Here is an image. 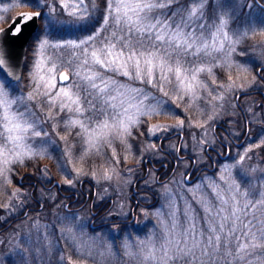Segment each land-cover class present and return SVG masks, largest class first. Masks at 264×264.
Returning <instances> with one entry per match:
<instances>
[{
	"label": "rangeland",
	"instance_id": "1",
	"mask_svg": "<svg viewBox=\"0 0 264 264\" xmlns=\"http://www.w3.org/2000/svg\"><path fill=\"white\" fill-rule=\"evenodd\" d=\"M18 0H0V28L9 23L11 18L21 10L28 7H13ZM52 11L47 19L40 20V27L33 35L29 44L25 59L22 80L15 84L9 81L0 71V82L5 83L10 98L27 96L33 92L35 82L34 65L43 61L39 75L49 78L48 69L52 62L56 64V88L66 87L75 93L79 88L81 104L87 108L84 101L86 96V83L75 72L84 74L81 67L80 49L68 47L69 42L79 44L87 39L89 35L81 36L79 39H59L52 37L55 26L82 25L98 7V0H84L80 8H87V15L82 19H76L71 12V7L65 9L63 5H75L78 0H45ZM151 3L161 2L166 6L154 8L149 16L152 23L157 20V31H172L177 25L187 34L195 30L196 35H201L200 25H204L202 37L207 38L209 31L215 32V25L219 24V17L227 21L225 32L236 40L240 36V42L235 45V51L231 54L232 67H224L225 56L223 52L212 51L211 56L201 54L197 59L193 56L183 57V62L189 68L193 67V61L198 66L212 67L213 75L201 72L198 80L203 86L197 88L195 97L190 98L184 94L180 98L175 88V80L171 83L165 82L163 91L139 80H128V78L113 73H104L107 78L115 80L124 92L132 89H140L144 98L142 111L155 108L159 114L137 115V124L130 127V135L125 134L123 141L117 136L109 137V144L101 141L98 151L91 149L85 152L83 138L78 136V127L67 129L64 120L70 115L67 112H59L58 108H52L51 113L55 120L46 119L49 107L44 103V97L37 96L32 101H26L34 119L40 121L37 130L45 129L47 136L41 131L38 137L29 136L28 143L34 151H42V155L24 156L23 163L13 162L8 165L6 174L0 175V223L7 221L8 217L20 211L24 202L26 189L14 179L15 173L29 167L41 172L49 173L59 179L63 186L75 189L83 178L93 181L100 191L105 195L117 193L119 204L115 211L125 215L128 211L124 208L128 204V192L134 177L131 173L135 163L142 161L146 156L161 157L158 142L162 135L174 131H183L185 138L182 140V149L185 151L203 150L198 142L211 144L215 142L212 126L222 118L238 116L234 109L236 106L235 95L244 89L256 85L258 76L256 68L264 63V30H260L259 20L251 13V3L248 0H203L202 15L198 14L191 19L188 18V9L193 6V0H149ZM105 18L107 24L95 33V44L100 47L101 42L107 43L106 37H111L113 31H117L113 25L111 16L107 13V0H105ZM247 5H250L247 6ZM80 8L75 9L79 12ZM8 9V11H4ZM252 27L257 31L252 32ZM248 32L244 37L242 33ZM49 45H60V47H46L38 52L35 38L41 35ZM118 35H122L117 32ZM113 43L119 47V42L111 37ZM195 38V36L193 37ZM140 39L146 40V36ZM199 43V40H197ZM88 47V45H84ZM225 50L229 45L225 42ZM91 50V49H89ZM213 64L215 66H213ZM239 64L247 71H240L236 65ZM61 70L69 76L68 81H61L59 76ZM236 85L228 90L230 81L228 76ZM213 80L215 83H213ZM9 83L12 85L8 87ZM55 91V90H54ZM168 93V96L164 95ZM115 94V93H114ZM211 94V95H209ZM219 94L222 99L217 98ZM91 98V97H90ZM139 100V98H138ZM137 100V102H138ZM165 103L158 105L157 101ZM100 106L98 101H93ZM19 107L24 111V104L13 105V110ZM90 111H85L84 116L91 117ZM212 118L209 119L208 117ZM83 119V117H81ZM183 121V126H177L178 121ZM161 126L156 128L155 126ZM194 131L191 132V128ZM137 131V132H136ZM197 135V140L192 134ZM198 135H201L198 136ZM65 137L66 139H61ZM193 138V139H192ZM195 142V145L191 141ZM181 141L180 135L174 139L173 144L167 148L175 151ZM260 147H264V132L255 140L243 147L235 148L231 159L222 162L218 171L204 173L195 183L185 181L182 171L174 175L168 182L157 184L155 178L147 181L154 184L158 189L160 199L156 205L147 209L143 215V221L135 227L127 228L120 234L113 227L106 232H96L90 229L91 216L87 210L68 211L54 207L49 215H30L28 219L16 222L12 227L0 234V264H189L187 258H181L182 254L177 252V243L181 248L185 242L191 246L193 238L199 241L200 247L194 248L196 257L191 264H264V241L260 240L261 232H264V159L259 158ZM113 151L115 155H113ZM185 167L188 163H182ZM183 167V168H184ZM182 168V169H183ZM105 173L111 179H105ZM156 183V184H155ZM56 193V191H51ZM46 192L47 197L54 194ZM47 199V198H46ZM223 201H227L226 204ZM123 208V210L121 208ZM221 208L225 211L220 216L216 215ZM212 211H209V210ZM235 210L239 219L231 217ZM48 212V210H46ZM221 216H229L228 225L232 226L239 241L234 239L226 226L222 231L218 224ZM251 221V223H249ZM216 227L215 233L208 231L209 226ZM247 226L250 231L245 236ZM225 233H229L225 239ZM252 233L256 234L257 240L252 241L260 246L249 249V255L243 259L237 258V243H250ZM208 235L220 236L217 244L218 251L213 253L209 247L212 260L201 255L200 248L204 247L205 238ZM228 253H231L229 255ZM243 256L244 254L241 253ZM61 256L66 259L61 260ZM175 259H170L171 257ZM147 257V258H146Z\"/></svg>",
	"mask_w": 264,
	"mask_h": 264
},
{
	"label": "snow or ice",
	"instance_id": "2",
	"mask_svg": "<svg viewBox=\"0 0 264 264\" xmlns=\"http://www.w3.org/2000/svg\"><path fill=\"white\" fill-rule=\"evenodd\" d=\"M84 0H78L75 5H63L65 9L71 7L73 11L71 14L76 19H82L87 15V8H80ZM28 7L34 11L21 12L13 21L15 27L11 28L12 35H18L22 32V25L31 21L39 26L41 19H47L49 13L52 11L51 7L46 4L45 0H18L13 7ZM164 3L157 2L151 3L149 0H107V13L111 16L113 25L117 31H113L111 37H114L119 42V47L113 43L111 37H106L107 43L101 42L100 47L95 44V36L89 35L87 39L82 40L79 44L69 42L68 47L80 49L81 67L84 68V74L81 76L80 71H76L75 75L80 76L86 83V96L84 101L87 108L81 104L79 96V88L75 93L69 91L66 87L61 86L56 88V64L53 61L52 67L48 69L49 78L45 80L44 76L39 75L41 64L43 61L35 63V75L33 80L35 87L33 92L29 93L26 97L21 96L18 98H10L8 90L5 88V83L0 82V175L6 174L8 165L13 162L23 163V157L28 155H42V151H34L31 144L28 143L29 136L38 137L41 131L47 136L45 129L37 130L40 121L34 119L35 113L32 112L26 101H32L37 96L44 97V103L49 107V113L46 119L55 120L52 115L51 109L58 108L59 112H67L70 115L64 120L65 127L71 129L78 127L80 131L78 136L83 138L84 145H86L85 152L96 149L101 141L110 146V136H117L123 141L125 134L130 135V127L137 124L135 117L137 115L159 114L155 108L149 111H142L144 107V98L142 97L140 89H132L130 92L121 90V86L115 80L107 78L104 73H113L128 78V80H139L140 82L158 85V90L163 91L165 82L171 83L170 75L175 80V88L178 93H181L180 98L186 94L190 98L195 97L197 88L203 86L198 80V74L201 72L213 75L212 67L198 66L196 61H193V67L189 68L183 62V57L193 56L197 59L201 54L204 56H211L212 51L223 52L225 56L224 67L230 69L232 67L231 54L235 51V45L240 42V36L233 40L224 28L227 21L223 16L219 17V24L215 25V32L209 31L207 38L202 37L204 25L201 23V35H196L195 30L185 34L180 25H177L172 31H157V25H161L159 20L156 23L151 22L149 13L154 8L164 7ZM250 7V5H247ZM203 0H193V6L188 9V18L196 17L198 14L202 15ZM80 8L79 12L75 9ZM8 11V9H4ZM107 24V17L105 18ZM252 32L257 31V28L252 27ZM260 30H264V23L260 25ZM4 30L0 29V33ZM117 32L122 35H118ZM244 37L248 36V32L242 33ZM41 35L36 36V49L38 52L43 51L46 47H60V45H49L46 39H42ZM141 36H146L147 39H140ZM195 36V38H193ZM199 40V43H197ZM225 42L229 45L225 50ZM88 45V47H84ZM91 49V50H89ZM3 48L0 47V65H3ZM213 66H215L213 64ZM240 71H247L241 65H236ZM61 81H68L69 76L62 70L59 76ZM230 83L225 86L228 90L234 87H243V85H236L232 81L231 76H228ZM213 83L215 81L213 80ZM9 88L12 85L9 83ZM55 90V91H54ZM115 93V94H114ZM168 96L167 92H164ZM211 95V94H209ZM91 97V98H90ZM139 98V100H138ZM217 98L222 97L217 95ZM98 101L100 106L97 107L93 101ZM138 100V102H137ZM19 103L24 104V111L19 107L13 110V105ZM165 103L163 100L157 101L158 105ZM85 111L91 112V117L84 116ZM83 117V119H81ZM209 119L212 117L209 116ZM177 126H183V121H178ZM156 128L161 126L157 125ZM61 139H66L61 137ZM113 155L115 152L113 151ZM105 179H111L105 173ZM224 204L227 201H223ZM209 211H212L211 209ZM225 211L221 208L216 212L217 216ZM231 217L239 219L236 211L231 212ZM230 217L221 216V221L218 224L219 229L222 231L226 226L229 227V233L232 237L239 241L234 230V222L232 226L228 225ZM251 223V221L249 222ZM246 231L244 235H248L250 229L245 226ZM210 233L217 231L216 227L211 225L208 228ZM229 233H225V239ZM249 244L237 243V258L243 259L244 256L249 255V249H255L260 245L253 243L257 237L252 233ZM260 240L264 241V232H261ZM220 241V236L208 235L205 238L203 248H200L201 255L207 257L208 260L213 259V255L209 254V247L212 252L218 251L217 244ZM200 243L193 238L191 246L185 242L183 248L177 243V252L182 254L181 258H187L189 264L193 258L196 257L194 248H199ZM241 253L244 255L242 256ZM231 255V253H228ZM147 258V257H146ZM171 257L170 259H175ZM61 256V260H65ZM203 264V262H202Z\"/></svg>",
	"mask_w": 264,
	"mask_h": 264
},
{
	"label": "flooded vegetation",
	"instance_id": "3",
	"mask_svg": "<svg viewBox=\"0 0 264 264\" xmlns=\"http://www.w3.org/2000/svg\"><path fill=\"white\" fill-rule=\"evenodd\" d=\"M248 1L251 3V13L258 18L259 23H264V0ZM256 73L258 76L257 84L241 90L235 95L236 106L234 109L238 112V116L225 117L213 124L214 143L198 142L203 150L199 152L196 150L185 151L181 145L185 134L183 131H180L182 134L174 131L160 137L158 147L161 157L147 156L142 161L135 163L131 170L134 181L131 191L127 194L128 204L124 208L128 211L127 214L120 215L115 211L120 201L117 193L105 195V192L100 191L93 184V181L86 178H83L79 184L80 194L76 196L79 199V205L69 206L68 201H64V208L68 211L88 209L91 216L89 224L92 231L106 232L108 229L113 230V227H116L117 232L115 234H120V230L123 231L141 223L145 211L154 207L159 201L158 189L154 184L147 183L151 178L154 177L158 185L164 184L182 171L185 178L189 175V179L195 178L199 174L198 177L189 182L195 183L204 173L218 171L222 162L231 159L235 148L245 146L255 140L258 134L264 132V63L257 66ZM193 128H191V132L195 130ZM178 135H180L181 141L176 150L172 151L166 146L173 144ZM198 136L201 137V135ZM192 137L197 140L196 134L193 133ZM191 143L195 145L193 140ZM185 161L188 164L184 167L182 163ZM214 166L216 168L213 169ZM14 179L26 189L25 198L27 199H24L21 205L24 208V213L21 214V209L9 216L7 221L1 222L0 234L16 222L28 219L30 215L45 214L42 210L45 203L38 194L56 191L66 199L70 195V192L63 188L62 183L61 186L54 183L59 179L49 173L41 172V175H38L32 170H20L15 173ZM88 188L91 189V192L87 191ZM56 193L52 194L55 195ZM121 209L123 210V208Z\"/></svg>",
	"mask_w": 264,
	"mask_h": 264
},
{
	"label": "water",
	"instance_id": "4",
	"mask_svg": "<svg viewBox=\"0 0 264 264\" xmlns=\"http://www.w3.org/2000/svg\"><path fill=\"white\" fill-rule=\"evenodd\" d=\"M29 11H34V9L19 11L11 18L8 24L0 28L4 30L2 33H0V47L3 48L4 59L3 65H0V71L9 81L14 83L21 81L23 77L28 44L33 35L38 31L40 27V21L38 27L36 23L31 21L22 25V32L18 35H12L11 28L15 27L13 21H16L17 23L19 22L16 20V18L21 12ZM178 133L182 134L180 131H178ZM214 168H216V166H214L213 169ZM198 175L199 174H197L195 178L198 177ZM195 178L189 179V175H187L185 181L189 183ZM54 183L61 186L60 180H56Z\"/></svg>",
	"mask_w": 264,
	"mask_h": 264
},
{
	"label": "trees",
	"instance_id": "5",
	"mask_svg": "<svg viewBox=\"0 0 264 264\" xmlns=\"http://www.w3.org/2000/svg\"><path fill=\"white\" fill-rule=\"evenodd\" d=\"M98 4L99 5H98L97 9L93 11V13L88 17V19L82 25H78V26L73 25V24H70V25H66V24L63 25L62 24L61 26L57 25V26H55V28L51 32L52 37H56L59 39H79L81 36L91 35V34L95 33L96 31H98L100 28H103L105 26V22H104L105 21V10H104V8H105V4H106L105 0H98ZM258 155H260V156H258L259 158L264 159V147L263 148L260 147V151H259ZM22 170H32V169H30L29 167H26ZM32 171H34V170H32ZM34 172H37V171L35 170ZM79 184H80V182L78 183V186L75 189H70V188L63 186V188L66 191L70 192L68 199L62 197L59 192H57L51 198L47 197L46 194H41V193L38 194V196L41 198V200L45 203L44 208H42V210L44 211L45 214H41V216L49 215V212L52 211V209L54 207H58L61 210H67L64 208V205H63L64 201H66V202L68 201L69 206L79 205V199L76 198V196L80 194ZM87 191L91 192V189L88 188ZM46 210H48V212ZM23 211H24V208H22V210L20 211L22 215L24 213ZM87 212L89 214L88 209H87ZM37 216H40V215H37ZM26 218H27V216H26ZM6 226H8V225H6Z\"/></svg>",
	"mask_w": 264,
	"mask_h": 264
},
{
	"label": "bare ground",
	"instance_id": "6",
	"mask_svg": "<svg viewBox=\"0 0 264 264\" xmlns=\"http://www.w3.org/2000/svg\"><path fill=\"white\" fill-rule=\"evenodd\" d=\"M27 51H28V49H27ZM24 73V72H23ZM23 78V77H22ZM22 80V79H21ZM20 82V81H19ZM19 82H17V83H19ZM12 83H14V82H12ZM17 83H15V84H17ZM241 94H243V93H241Z\"/></svg>",
	"mask_w": 264,
	"mask_h": 264
}]
</instances>
